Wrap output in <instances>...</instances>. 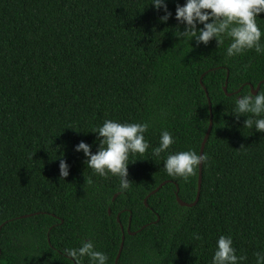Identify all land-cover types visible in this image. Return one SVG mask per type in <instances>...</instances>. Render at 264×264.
<instances>
[{
  "label": "trees",
  "instance_id": "obj_1",
  "mask_svg": "<svg viewBox=\"0 0 264 264\" xmlns=\"http://www.w3.org/2000/svg\"><path fill=\"white\" fill-rule=\"evenodd\" d=\"M184 3L167 0L164 23L151 0H0V264H72L63 250L89 239L114 264L123 236L118 264H211L221 235L246 257L239 264H255L264 250V132L233 111L234 98L264 81V55L230 58L228 39L218 47L177 37ZM257 23L264 33V13ZM211 110L200 199L182 207L176 193L196 200L199 166L187 180L168 176L167 153L153 157L152 148L168 130L169 152L199 155ZM105 119L149 123L150 147L129 156L126 191L75 150L81 141L99 149L93 131Z\"/></svg>",
  "mask_w": 264,
  "mask_h": 264
},
{
  "label": "clouds",
  "instance_id": "obj_2",
  "mask_svg": "<svg viewBox=\"0 0 264 264\" xmlns=\"http://www.w3.org/2000/svg\"><path fill=\"white\" fill-rule=\"evenodd\" d=\"M151 5L157 11L165 13L159 17L166 23L172 16L168 10L167 0H151ZM264 13V0H185L183 5L177 4L175 19L184 26L183 31H177V37L197 44H208L215 39L218 47L228 39L226 55L230 58L243 55L254 50L257 55H264V33L257 23V18ZM202 25V27H198ZM233 113L239 119L246 116L244 127H253L258 132H264V90L258 94H243L234 98ZM148 122H120L115 119H105L103 124L93 132L100 140L99 149L93 153L91 146L84 141L75 146L77 152H83L86 165L96 175L106 177L109 173L119 179V188L126 191L131 182L128 177L129 156L143 155L150 147L145 133ZM175 143L173 134L168 130L160 133L158 146L152 148V156L159 157L167 153L164 159V170L168 176L187 180L195 169L206 160L204 154H197L189 149L169 152ZM61 178L69 175V165L61 160L59 164ZM198 238V237H196ZM230 235H221L216 241L211 264H239L246 259L238 256ZM63 254L72 259V264H81L87 257L90 264H107L108 256L96 250L92 240H81L76 248H65ZM255 264H264V250L255 253Z\"/></svg>",
  "mask_w": 264,
  "mask_h": 264
},
{
  "label": "water",
  "instance_id": "obj_3",
  "mask_svg": "<svg viewBox=\"0 0 264 264\" xmlns=\"http://www.w3.org/2000/svg\"><path fill=\"white\" fill-rule=\"evenodd\" d=\"M202 80H203V77L201 78V84H202V86H203V81H202ZM263 83H264V81L261 82L255 90H254L253 87H251V89H252V94H253V95L258 94V92H259V90H260V88H261V85H262ZM204 89H205V91H206V94L208 95L207 90H206L205 87H204ZM223 90H224V92H225V94H226L227 96H231V94H229L228 91H227V81H226V84H225ZM209 105H210V109H211V102H210V101H209ZM210 116H211V118H210V125H209V128H208L207 134H206V136H205V138H204V141H203V143H202L200 154H204V150H205L206 143H207V141H208V139H209V137H210L211 131H212V126H213V114H212V110H211V115H210ZM202 178H203V164H201V165L199 166L198 192H197L196 200H195L193 203H186V202H184V201L179 197V192H177V193H176V198H177V202H178V204H179L180 206H182V207L192 208V207H194V206H196V205L198 204L199 199H200V192H201V186H202ZM166 183H167V182L162 183L157 189H155L154 191H152V192L147 196V198L145 199V205H146V206H148V199H149V197L152 196V195L157 194V193L163 188V186H164ZM178 191H179V190H178ZM116 197H117V196L114 197V200H115ZM109 214H111V211H109ZM30 216H31V215H29V216H23L22 218H26V217H30ZM118 222H120L119 218H118ZM4 225H5V224H3V225L0 226V232H1L2 228L4 227ZM121 228L123 229V226H121ZM128 233H129L130 235H134V234H135V233H132V232H131V230H130V226L128 227ZM124 242H125V236H123V238H122V243H121V246H120V249H119V252H118V255H117V257H116V260H115V263H114V264H118V261H119V259H120V257H121L122 250H123V247H124ZM0 255H1V250H0Z\"/></svg>",
  "mask_w": 264,
  "mask_h": 264
}]
</instances>
